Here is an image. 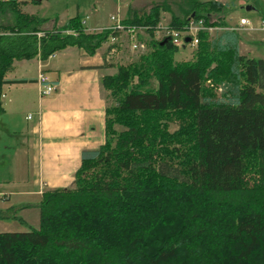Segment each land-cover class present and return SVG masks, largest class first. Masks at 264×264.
Masks as SVG:
<instances>
[{
  "label": "trees",
  "instance_id": "16d2710c",
  "mask_svg": "<svg viewBox=\"0 0 264 264\" xmlns=\"http://www.w3.org/2000/svg\"><path fill=\"white\" fill-rule=\"evenodd\" d=\"M174 2L172 28L194 18L220 31L176 60L155 32L169 3L130 10L122 23L145 27L147 49L102 77L114 99L104 144L83 151L73 188L43 193L37 228L0 232V264H264V58L241 53L220 0ZM0 6L14 13L0 23V114L16 60L93 55L110 33H86L79 14L45 28L18 0ZM17 210L0 219L24 224Z\"/></svg>",
  "mask_w": 264,
  "mask_h": 264
},
{
  "label": "crops",
  "instance_id": "0c3cea01",
  "mask_svg": "<svg viewBox=\"0 0 264 264\" xmlns=\"http://www.w3.org/2000/svg\"><path fill=\"white\" fill-rule=\"evenodd\" d=\"M138 1L127 2L125 15L119 14L121 19L126 18L131 9L138 10L135 7ZM220 1L234 16L233 24L232 18L226 16L230 29L237 30L243 17L255 22L264 17V0ZM117 5V10L122 11L121 0ZM244 7L255 16L241 14L239 18L235 17L238 8ZM106 24L96 22L89 25L85 22L84 25L95 31L111 23ZM250 35L256 37L255 42L240 40L242 54L243 45L247 48L252 43L264 45V32L254 31ZM144 36L148 37L141 34L142 39ZM247 50L250 53L251 50ZM107 52L105 45L93 55L83 48L70 46L52 54L47 60L40 57L16 60L8 73L10 82L4 85L2 92L4 112L0 114V140L4 143L0 145V157L7 158L9 163L5 169L7 173H0V192L3 194L0 196V209L11 211L17 208L16 214L24 224L15 218L0 220L13 221L14 227L25 229L8 228L7 231L37 228L40 223L38 205L43 193L73 188L83 151L98 149L104 144L107 90L103 87L102 77L113 75L117 70L116 65L108 63ZM41 74L56 85L51 96L42 97L40 94L38 78Z\"/></svg>",
  "mask_w": 264,
  "mask_h": 264
},
{
  "label": "rangeland",
  "instance_id": "374dc122",
  "mask_svg": "<svg viewBox=\"0 0 264 264\" xmlns=\"http://www.w3.org/2000/svg\"><path fill=\"white\" fill-rule=\"evenodd\" d=\"M1 1V0H0ZM25 11L29 13L36 14L39 18L46 19L45 23H43V27L51 28L53 25L57 24H66L72 16L79 14L82 19L83 24L87 22L89 25H94L96 22H99L100 25H107L106 23H113L111 20L112 15L124 14L127 10V2L129 0H121L122 3V11L117 10L118 0H43L39 4H34L31 0H18ZM159 2H167L169 3L170 10H165L162 12V20L164 22H169L171 20L172 13H179L178 4L174 2V0H139L136 3V8L139 13H143L145 11H149L153 3ZM31 4V5H30ZM25 6V7H24ZM120 12V13H119ZM231 11L228 9V14L231 23L233 24L234 16L230 14ZM244 14L250 17H254L255 14L252 11H248L246 7L238 8L237 14L235 17L239 18V15ZM96 15V16H94ZM123 15V16H124ZM233 16V17H232ZM14 13L8 7L0 6V23H12L14 20ZM59 21V22H58ZM55 22V24H53ZM61 22V23H60ZM220 31L217 29L216 32ZM215 32V33H216ZM241 40L244 42H255L256 37L254 35H250V32L239 31ZM86 33H101V31H92L87 30ZM213 33V34H215ZM252 33V32H251ZM123 42L118 47L117 53L110 58L108 63L118 66L129 64L138 59L140 54H136L129 47V42L125 36L122 37ZM143 41H148L147 37L144 36ZM252 43L251 47L247 48L246 45H243L245 49H243L244 54H250L257 58L264 57V45L255 46ZM106 46L107 44L104 42L102 46ZM101 46V47H102ZM195 48H191L190 46H184L180 48L178 52L175 53L176 60H185L191 57ZM251 50L250 53L247 50ZM122 51V52H121ZM121 52V53H120ZM117 72V70H116ZM116 72L114 74H116ZM114 104V99L110 96L107 91V106H111ZM178 128L176 124L171 125V131H175ZM4 142L0 140V145ZM9 160L5 157H0V173L6 174L5 171ZM14 222L10 220H0V231H7L8 228H13L14 230H24L23 227H14ZM17 228V229H16ZM12 229V230H13Z\"/></svg>",
  "mask_w": 264,
  "mask_h": 264
},
{
  "label": "built area",
  "instance_id": "2783aa9c",
  "mask_svg": "<svg viewBox=\"0 0 264 264\" xmlns=\"http://www.w3.org/2000/svg\"><path fill=\"white\" fill-rule=\"evenodd\" d=\"M112 24L97 29V31H109V36L105 43L107 44V61L110 60L118 51L117 44L121 43L122 36L125 35L130 43V48L136 54H142L146 51L147 45L144 41H140L137 38V33H144L145 27H130L125 26L122 23V19L119 15L111 16ZM218 28L212 26H206L204 19L196 20L190 18L189 23L185 25L182 29L172 28L169 22L161 21L155 28L157 38L168 37L173 45L176 47L183 48L184 46H190L191 48H196L199 43L198 34L200 31H207L213 34ZM239 31L254 32L262 31L264 32V17L260 18L257 22L254 20L243 17L240 19L239 26L236 28ZM87 30H90L87 28ZM187 38L190 40L187 41ZM39 82L41 85L40 94L42 97H48L54 94L56 91V85L49 81V79L41 74L39 75ZM29 115L28 118H31ZM0 196L3 194L0 192Z\"/></svg>",
  "mask_w": 264,
  "mask_h": 264
},
{
  "label": "water",
  "instance_id": "95a60500",
  "mask_svg": "<svg viewBox=\"0 0 264 264\" xmlns=\"http://www.w3.org/2000/svg\"><path fill=\"white\" fill-rule=\"evenodd\" d=\"M249 8V7H248ZM190 39L189 38H187V41H189Z\"/></svg>",
  "mask_w": 264,
  "mask_h": 264
}]
</instances>
